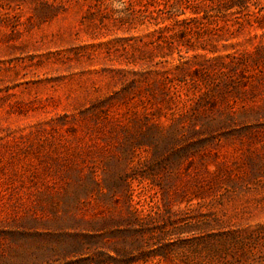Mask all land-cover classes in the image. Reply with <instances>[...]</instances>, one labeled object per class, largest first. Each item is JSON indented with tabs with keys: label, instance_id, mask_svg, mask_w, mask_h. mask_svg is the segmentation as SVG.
I'll return each instance as SVG.
<instances>
[{
	"label": "rangeland",
	"instance_id": "rangeland-1",
	"mask_svg": "<svg viewBox=\"0 0 264 264\" xmlns=\"http://www.w3.org/2000/svg\"><path fill=\"white\" fill-rule=\"evenodd\" d=\"M111 1L0 0V264H264V0Z\"/></svg>",
	"mask_w": 264,
	"mask_h": 264
},
{
	"label": "trees",
	"instance_id": "trees-1",
	"mask_svg": "<svg viewBox=\"0 0 264 264\" xmlns=\"http://www.w3.org/2000/svg\"><path fill=\"white\" fill-rule=\"evenodd\" d=\"M110 1H111V0H99V2L102 3V4L109 3ZM112 1H113V0H112ZM112 1H111V2H112ZM196 2H197V1H195V5H194V6L197 8L198 6H197L196 4H198V3H196ZM198 2H199V1H198ZM199 3H200V2H199ZM194 10H196V12H197L198 9H194Z\"/></svg>",
	"mask_w": 264,
	"mask_h": 264
}]
</instances>
